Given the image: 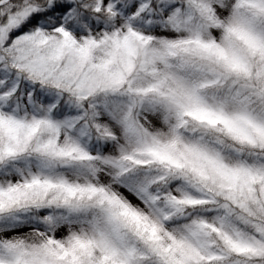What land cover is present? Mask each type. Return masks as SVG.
Masks as SVG:
<instances>
[{
    "label": "snow or ice",
    "instance_id": "obj_1",
    "mask_svg": "<svg viewBox=\"0 0 264 264\" xmlns=\"http://www.w3.org/2000/svg\"><path fill=\"white\" fill-rule=\"evenodd\" d=\"M0 264H264V0H0Z\"/></svg>",
    "mask_w": 264,
    "mask_h": 264
}]
</instances>
